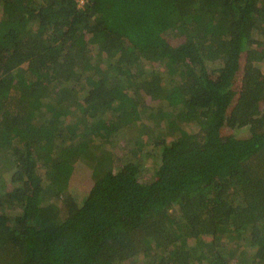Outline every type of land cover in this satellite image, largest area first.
<instances>
[{"label":"trees","instance_id":"1","mask_svg":"<svg viewBox=\"0 0 264 264\" xmlns=\"http://www.w3.org/2000/svg\"><path fill=\"white\" fill-rule=\"evenodd\" d=\"M79 1L0 0V264H264V0Z\"/></svg>","mask_w":264,"mask_h":264},{"label":"rangeland","instance_id":"2","mask_svg":"<svg viewBox=\"0 0 264 264\" xmlns=\"http://www.w3.org/2000/svg\"><path fill=\"white\" fill-rule=\"evenodd\" d=\"M84 0H80V4L83 3ZM96 52V51H95ZM148 66L147 65H143V66H137L134 68V70H139V71H142V70H145L147 69ZM149 103L151 105L154 104V101L152 99H148ZM147 117H145L141 123L144 124L145 122H147V124L150 126L149 128H147L146 130L148 131H152V128H154V126H151V123L152 122H156L154 121L153 119H151L148 115H146ZM227 131L230 132V133H238V134H242L244 133L247 129L246 128H232V127H226ZM158 160V159H157ZM156 159L152 160H147V164H151V165H154L157 161ZM149 165H148V168H149ZM154 168V167H153ZM152 174V171H146V173L144 174V176L146 177V179H148L149 177H152L153 178V175ZM92 185V177H91V170L87 167V166H84L83 165H79L76 164L75 165V171H74V175H73V178H72V183H71V189L73 190V192H77L79 193L80 197H82V194L85 193V191H87Z\"/></svg>","mask_w":264,"mask_h":264}]
</instances>
